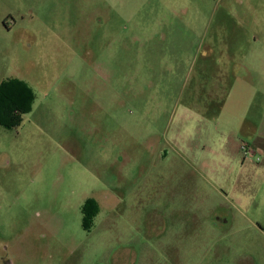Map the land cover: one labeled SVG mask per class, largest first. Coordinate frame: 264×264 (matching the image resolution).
<instances>
[{
	"label": "rangeland",
	"instance_id": "1",
	"mask_svg": "<svg viewBox=\"0 0 264 264\" xmlns=\"http://www.w3.org/2000/svg\"><path fill=\"white\" fill-rule=\"evenodd\" d=\"M8 80L0 264H264V0H0Z\"/></svg>",
	"mask_w": 264,
	"mask_h": 264
},
{
	"label": "trees",
	"instance_id": "2",
	"mask_svg": "<svg viewBox=\"0 0 264 264\" xmlns=\"http://www.w3.org/2000/svg\"><path fill=\"white\" fill-rule=\"evenodd\" d=\"M34 93L23 81L8 80L0 84V125L10 128L19 125L22 115L32 110ZM82 227L89 230L96 205L88 200L84 205Z\"/></svg>",
	"mask_w": 264,
	"mask_h": 264
},
{
	"label": "built area",
	"instance_id": "3",
	"mask_svg": "<svg viewBox=\"0 0 264 264\" xmlns=\"http://www.w3.org/2000/svg\"><path fill=\"white\" fill-rule=\"evenodd\" d=\"M246 146H247L246 144H242V147L245 149V151H246L247 153L249 152V153H252V154H253L252 151H248V150H247Z\"/></svg>",
	"mask_w": 264,
	"mask_h": 264
},
{
	"label": "crops",
	"instance_id": "4",
	"mask_svg": "<svg viewBox=\"0 0 264 264\" xmlns=\"http://www.w3.org/2000/svg\"><path fill=\"white\" fill-rule=\"evenodd\" d=\"M15 22V21H14ZM14 22H13V24H14ZM262 169H264V166L262 167Z\"/></svg>",
	"mask_w": 264,
	"mask_h": 264
}]
</instances>
